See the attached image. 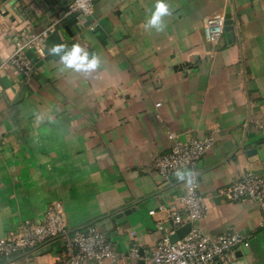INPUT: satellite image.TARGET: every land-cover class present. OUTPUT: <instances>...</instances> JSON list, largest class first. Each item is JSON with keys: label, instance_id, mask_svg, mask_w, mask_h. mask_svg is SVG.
I'll use <instances>...</instances> for the list:
<instances>
[{"label": "crops", "instance_id": "obj_1", "mask_svg": "<svg viewBox=\"0 0 264 264\" xmlns=\"http://www.w3.org/2000/svg\"><path fill=\"white\" fill-rule=\"evenodd\" d=\"M69 2L3 0L0 237L61 202L70 231L99 225L109 236L118 258L102 264H142L129 256L131 245L149 253L163 236L157 223L170 226L167 211H150L178 198L195 176L209 203L195 227L249 235L233 264H264L261 208L220 194L248 172L264 177V132L254 127L264 118V0H163L168 11L156 23L158 0H96L91 17L70 16L47 38L45 57L29 51L31 76L9 66L15 45ZM219 12L232 16L233 36L225 31L213 44L205 19ZM76 44L84 67L64 60ZM163 123L184 141L216 138L195 169L169 180L152 168L171 147ZM127 208L121 224L112 218ZM0 264H65L63 239L1 256Z\"/></svg>", "mask_w": 264, "mask_h": 264}, {"label": "built area", "instance_id": "obj_2", "mask_svg": "<svg viewBox=\"0 0 264 264\" xmlns=\"http://www.w3.org/2000/svg\"><path fill=\"white\" fill-rule=\"evenodd\" d=\"M2 4L3 0H0V17L4 12ZM95 4L96 0H70L62 16L55 18L42 31L28 33L24 43L16 44L6 63L18 73L31 76L35 65L29 51L45 57L47 38L63 28L65 20L70 16L84 22L93 15ZM225 22L224 13L206 17L205 33L208 42L217 44L221 40L225 33ZM163 125L166 126L164 123ZM254 127L257 131L264 132V118L257 119ZM166 134L171 147L167 152L157 155L152 165L153 170L164 180H169L179 170L195 169L204 154L216 144L213 134L195 136L185 141L168 127ZM220 194L229 201L250 199L256 202L263 212L261 226L264 227V177L248 172L222 189ZM158 210L168 212L170 226H165L161 221L157 223L163 236L155 247L146 254H141L138 245H131L129 248V256L143 261V264H233L238 252L251 245V237L238 231L206 234L195 227L194 224L209 211V203L201 193L195 176L178 198L167 204L159 203L158 209H152L150 214L155 215ZM189 223L192 224L191 231L176 242H171V235ZM60 236L63 239L65 264H102L106 260L118 258L112 241L99 225L70 231L61 202L52 203L42 219L27 220L17 230L0 237V257H12ZM133 236H136L135 232Z\"/></svg>", "mask_w": 264, "mask_h": 264}, {"label": "clouds", "instance_id": "obj_3", "mask_svg": "<svg viewBox=\"0 0 264 264\" xmlns=\"http://www.w3.org/2000/svg\"><path fill=\"white\" fill-rule=\"evenodd\" d=\"M168 11L167 5L163 2V0H158L157 6H156V12L153 16L152 23H156L159 21L160 16ZM65 45L59 44L55 45L50 49V52H59L62 48H64ZM73 50L70 55L65 56L64 60L67 62V66L71 67L73 65L76 66V68L84 67L83 61L86 59V57L80 56L81 47L79 44L74 45ZM96 60L94 59L90 64L87 65V67L95 68L96 67Z\"/></svg>", "mask_w": 264, "mask_h": 264}, {"label": "water", "instance_id": "obj_4", "mask_svg": "<svg viewBox=\"0 0 264 264\" xmlns=\"http://www.w3.org/2000/svg\"><path fill=\"white\" fill-rule=\"evenodd\" d=\"M233 19L232 16L230 15V13L226 14V22H225V31L229 33V35L233 36ZM130 213V210L124 209V210H120L118 211V213H115L112 218L114 220H116L118 223H122L123 221H125V216L127 214ZM192 229V224H187L183 227H181L180 229H178L173 235H171L170 239L171 242H176L177 240H179L180 238H183L184 236H186ZM143 264V261H142Z\"/></svg>", "mask_w": 264, "mask_h": 264}]
</instances>
